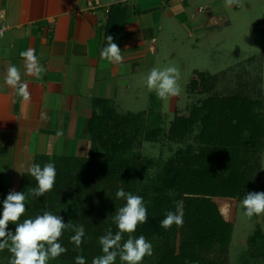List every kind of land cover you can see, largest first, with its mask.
<instances>
[{"label": "crops", "instance_id": "obj_1", "mask_svg": "<svg viewBox=\"0 0 264 264\" xmlns=\"http://www.w3.org/2000/svg\"><path fill=\"white\" fill-rule=\"evenodd\" d=\"M225 1L0 0V192H17L38 158L85 157L94 101L117 108L138 89L151 93L146 78L157 63V26L173 53L179 36L214 43L216 30L241 24L249 40L238 62L258 73L264 94V0ZM109 35L122 52L118 65L100 56ZM28 49L46 69L42 79L26 72L21 53ZM13 65L29 101L5 83Z\"/></svg>", "mask_w": 264, "mask_h": 264}, {"label": "rangeland", "instance_id": "obj_2", "mask_svg": "<svg viewBox=\"0 0 264 264\" xmlns=\"http://www.w3.org/2000/svg\"><path fill=\"white\" fill-rule=\"evenodd\" d=\"M224 1L220 0L221 3ZM227 15L233 20V14L228 12ZM179 18L184 20V17ZM156 30L159 47L156 67L175 66L179 69L180 94L160 98L155 90L149 94L146 89H138L129 97L126 96L117 108L111 104L115 117H105L108 128L104 136L111 137L109 145L116 140V147L127 149L128 157L138 163V176L131 192L143 197L149 218L146 223L151 225L155 221L160 224L168 211H176L171 203L179 194L178 191H184L182 195L191 196L193 200L208 198L205 191L211 195H216L218 189L231 193L233 188L236 189V182L241 179L243 171H246L249 182L255 183L256 187H262L264 183V147L256 150L250 142H246L242 156L234 153L233 158L229 159L221 146L226 140L239 142L234 132L244 126L241 114L243 108L239 105L231 106L229 101L232 97L258 100L264 112V94L260 91L258 73L246 71L243 60L238 62L247 53L249 36L246 30L241 24L238 27L232 24L229 28L218 29L213 34L214 43L207 40V36H199L200 41L197 42L200 44L195 43V40L188 42L179 36L177 45L169 49L173 53L167 48L170 37L160 32V26ZM198 74L204 75L210 82L209 89L194 87V83H199ZM94 112L100 114L99 109ZM153 120H159L157 126H152ZM178 122L189 123L191 126L182 136L173 134V127ZM156 130L157 133L151 134ZM127 138L130 145L123 143ZM262 141L264 143V138ZM217 169L225 173L228 169L232 174V180L223 188L216 187L218 185L212 180L213 171ZM246 189L247 193L252 192L250 186ZM189 191L192 194L189 195ZM218 199L221 209L226 200L233 207V216L221 210L226 219H233L231 230L223 234L224 240L220 241L217 233L205 232L197 246L190 247L188 261L186 254L180 251L164 264H195L198 262L195 258L197 254L201 264H264V246L250 248L248 243V239L260 228L264 245V214L247 218L243 215L241 201L220 196ZM187 210L192 213L195 210L194 204ZM181 211L183 213L184 208ZM147 233V236H143L151 242L153 252L151 256L144 257L142 264H160L154 246L158 235H152L150 231ZM226 240L227 248L221 251ZM221 242L222 245H218ZM98 255H101L100 248L93 251L87 264H91L92 259ZM11 256L7 248L0 251V264H10ZM49 264L70 263H62L56 258Z\"/></svg>", "mask_w": 264, "mask_h": 264}, {"label": "trees", "instance_id": "obj_3", "mask_svg": "<svg viewBox=\"0 0 264 264\" xmlns=\"http://www.w3.org/2000/svg\"><path fill=\"white\" fill-rule=\"evenodd\" d=\"M198 79L199 83H194V87L202 90L210 88L211 84L205 79L204 75L198 74ZM229 102L233 107L242 106L241 114L244 117V126L234 132V137L236 136L240 141L234 143L235 141L226 140L221 144L225 153L227 152L225 155L231 159L234 153H237L239 157L242 156L243 146L246 142H250L256 150L261 146L264 147L262 141L264 138V112L262 111V103L258 100L250 101L235 96ZM93 105L94 111L99 109L100 114L93 112L88 124L90 143L88 154L85 157L38 158L35 163L40 164L41 167L49 162L55 165L56 178L52 190L45 192L38 199L33 197L31 192L32 188L36 186V181L28 175L24 177L20 189L17 191L25 192L26 196V210L19 218L18 223L23 222L25 219L35 218L37 215H42L45 211H48L63 217L65 223L84 226L85 236L79 248L70 240V237L74 235L72 228H68L62 233L59 242L67 248V251L58 257L62 263L63 261H69L70 264H75V258L78 255H83L88 261L93 251L100 248L99 238L109 228L113 233L118 230L113 217L116 210L124 206L125 201L116 199L115 192L119 187L131 192L139 171L138 163L133 158L128 157L127 149L121 150L120 147H116V140L109 145L111 137H104L108 128L105 117L108 115L115 117L111 103L94 101ZM112 116L109 117L112 118ZM158 122L159 120H153L152 126H157ZM189 125V123L183 124V122L176 123L173 127V134L182 136L184 132L190 130L191 126L189 127ZM157 132V130L156 132L152 131L151 134ZM247 132L249 134L246 138ZM115 136L117 137V134ZM123 143L130 145L128 138ZM240 176L241 179L236 182V189L233 188L231 193H225L223 190L218 189L216 195H211L208 191H205L204 194L208 198H194L193 200L191 196L184 197L182 195L184 191H178L179 194L173 199L171 206L176 209V202H182V208H184L182 225H172L170 228L165 229L157 221L153 225L146 222L138 224L134 233L123 234L121 244L128 239L129 235L142 234L147 236L149 234L147 232L150 231L152 235H158L154 246L160 264L168 262L169 258L175 257L174 255L180 251L186 254V261H188L190 247L197 246L202 234L205 232L217 233L220 235V241H223V234L231 230L233 219H226L222 212L226 210L227 213H231L233 216L232 203L226 200V203L222 205L223 211L221 212L219 196L220 198L233 199L239 202L248 194L246 189L248 186H250L252 192H264V183L262 187H256L255 183L251 184L246 177V171L241 172ZM212 180L215 181L214 184L218 185L216 187L223 188L232 180V174L228 169L226 173L217 169L213 171ZM232 186L234 187V185ZM8 194V191L0 192V212H2V202ZM188 194L192 193L189 191ZM210 196L215 197L209 198ZM193 204L195 210L189 213L187 208H191ZM6 230L14 233L15 224L9 223ZM262 241L263 235L260 228H257L255 233L248 239L250 248L258 245L263 247ZM227 244L228 240L224 242L221 251H225L224 248H227ZM218 245H222V242ZM195 258L198 261L195 264H201L198 254ZM116 264H120V261L117 260Z\"/></svg>", "mask_w": 264, "mask_h": 264}, {"label": "clouds", "instance_id": "obj_4", "mask_svg": "<svg viewBox=\"0 0 264 264\" xmlns=\"http://www.w3.org/2000/svg\"><path fill=\"white\" fill-rule=\"evenodd\" d=\"M106 46L100 52V56L114 65L123 61L122 52L113 42L112 36H105ZM25 61V69L28 74L42 79L45 67L33 49H28L21 53ZM179 69L175 66L163 68L153 67L146 78V85L149 90H155L160 98L175 97L180 94L178 84ZM5 83L16 90L24 101H29L31 93L28 85L22 82L21 72L16 66L7 69ZM57 132L56 135H62ZM29 175L36 181V186L32 188V196L40 198L45 192L52 190L56 168L51 162L41 167L38 163H33L28 168ZM116 199H123L124 206L116 210L113 221L117 231L113 233L109 228L104 235L99 238L101 255L94 257L91 264H116L117 257L121 264H142L145 256H151L153 247L143 235L138 237L129 235L122 244L124 233H134L138 224L148 221L147 207L142 196L127 192L123 187H119L115 192ZM25 192H9L2 202V212H0V251L5 248L12 254L10 264H49L53 259L58 258L67 251V248L59 242L62 233L72 228L74 235L70 240L79 248L85 236L83 225H71L65 223L63 217L45 211L42 215H37L32 219H25L19 222V218L25 213ZM243 215L247 218L264 214V192L248 193L241 201ZM182 202H176V211H168L164 219L160 221L161 227L165 229L172 225H182ZM15 224V232L7 231L8 224ZM75 264H87L83 255L75 258Z\"/></svg>", "mask_w": 264, "mask_h": 264}, {"label": "built area", "instance_id": "obj_5", "mask_svg": "<svg viewBox=\"0 0 264 264\" xmlns=\"http://www.w3.org/2000/svg\"><path fill=\"white\" fill-rule=\"evenodd\" d=\"M90 6L91 7H96V6H98V3L96 2V1H93L92 3H90ZM2 11H0V18H2ZM0 33H1V29H0Z\"/></svg>", "mask_w": 264, "mask_h": 264}]
</instances>
